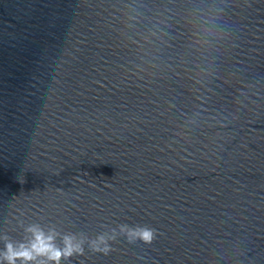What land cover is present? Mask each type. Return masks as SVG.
Instances as JSON below:
<instances>
[{
    "label": "water",
    "instance_id": "95a60500",
    "mask_svg": "<svg viewBox=\"0 0 264 264\" xmlns=\"http://www.w3.org/2000/svg\"><path fill=\"white\" fill-rule=\"evenodd\" d=\"M33 223L157 230L62 264H264V0H0V236Z\"/></svg>",
    "mask_w": 264,
    "mask_h": 264
},
{
    "label": "clouds",
    "instance_id": "9594fccd",
    "mask_svg": "<svg viewBox=\"0 0 264 264\" xmlns=\"http://www.w3.org/2000/svg\"><path fill=\"white\" fill-rule=\"evenodd\" d=\"M21 227L25 234L22 240H15L7 234L0 236L4 241V248L0 249V264H62L72 257L83 256L86 249L108 255L113 251L112 242L121 237L131 244H152L158 235L154 228L128 224H120L95 237L83 233H62L55 225L45 228L33 223Z\"/></svg>",
    "mask_w": 264,
    "mask_h": 264
}]
</instances>
